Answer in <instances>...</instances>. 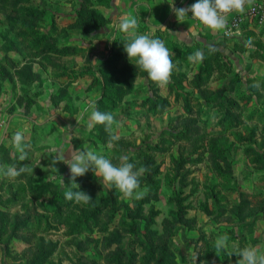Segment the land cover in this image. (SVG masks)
<instances>
[{"label":"rangeland","instance_id":"374dc122","mask_svg":"<svg viewBox=\"0 0 264 264\" xmlns=\"http://www.w3.org/2000/svg\"><path fill=\"white\" fill-rule=\"evenodd\" d=\"M114 6L0 0V103L11 98L8 110L43 121L21 131L28 160H18L13 135L0 143V165L33 169L0 179V264H192L194 255L196 264H237L233 245L264 249V18L228 34L204 26V37L186 38L139 23V34L174 53L170 82L157 87L127 58ZM197 50L204 59L189 61ZM91 100L114 115L118 141L103 125L87 127L91 110L80 119ZM84 148L147 168L140 183L149 192L125 200L89 170L77 183L88 205L101 208L97 225L69 233L85 205L64 197L67 164L57 162L54 177L45 167L56 151L70 159ZM225 234L228 250L217 255L214 242Z\"/></svg>","mask_w":264,"mask_h":264},{"label":"clouds","instance_id":"9594fccd","mask_svg":"<svg viewBox=\"0 0 264 264\" xmlns=\"http://www.w3.org/2000/svg\"><path fill=\"white\" fill-rule=\"evenodd\" d=\"M253 0H196L188 7H175L173 0L170 4L172 11L177 17V21L183 23L191 12V18L198 20L203 26L215 31H223L227 27V16L229 13L236 12L243 14L246 6ZM139 21L133 15H125L114 25L119 33H122L125 42L124 50L127 58L133 62L141 72L147 73V78L154 82L157 87H166L174 72L175 64L172 60L174 53L166 47L164 41L159 38H153L150 34H139ZM115 40V39H113ZM217 49L209 45V52L213 53ZM189 61H202L204 54L197 50L189 55ZM253 88L260 89L259 82L251 85ZM91 110L90 122L87 127L91 130L95 125H103L106 132L110 134V142L118 141L120 137L112 132L115 117L111 112H102L97 107V101L91 100L87 107L80 114L83 119L84 114ZM78 121V119L76 118ZM79 122V121H78ZM11 144L18 152L20 162L29 159L30 145L26 142L22 132L17 131L11 137ZM63 161L70 170L68 185L64 180L62 183L67 186L64 197L68 201H74L76 204L88 205L91 196L80 189L77 183V177H82L91 170L101 183L108 188H115L122 194L125 200H141L149 192L147 186L141 188L140 177L148 171L145 167L137 168L134 163L129 162L127 156L120 157L119 165L113 164L110 159L96 151L84 148L73 151L70 159H66L62 152L56 151L50 164L45 167V171H50L54 177L58 169L55 167L57 162ZM39 164V163H38ZM27 165H0V179L7 178L15 180L21 175L32 172ZM49 175V176H50ZM229 236L227 234L218 236L214 242V249L217 255L228 250ZM235 253L240 259L237 264H264V249L256 246H245L239 248L232 246V251L228 252L231 256ZM197 255L192 257V264H196Z\"/></svg>","mask_w":264,"mask_h":264},{"label":"crops","instance_id":"0c3cea01","mask_svg":"<svg viewBox=\"0 0 264 264\" xmlns=\"http://www.w3.org/2000/svg\"><path fill=\"white\" fill-rule=\"evenodd\" d=\"M113 2L115 6L112 11H114L116 23L121 17L130 14L135 16L139 23H144L153 29H166L178 38L204 37L203 34L201 35L204 26L198 20L191 18V12L188 13L189 17L183 23L177 21V17L169 4L172 0H113ZM195 2L196 0H173L174 6L177 8L188 7ZM112 23L114 22H108L109 25ZM212 32L219 31L212 30ZM8 100L0 103V143L7 142L15 132L29 128L31 120L36 124L38 123L39 126H43V121L33 119L29 114L30 111L25 112L21 107L15 111L8 110V104L13 102L11 98ZM1 106L4 107L1 108ZM77 122L75 119L69 128L74 129L73 127L77 126Z\"/></svg>","mask_w":264,"mask_h":264},{"label":"trees","instance_id":"16d2710c","mask_svg":"<svg viewBox=\"0 0 264 264\" xmlns=\"http://www.w3.org/2000/svg\"><path fill=\"white\" fill-rule=\"evenodd\" d=\"M23 1V0H21ZM27 11L30 12V14L32 16L37 15L36 12V8L35 7H26ZM37 30V29H36ZM62 48L58 47V48H54L53 52H61ZM100 85L102 88V91L105 89L106 87V83L105 81L102 79L100 81ZM0 146H2L0 144ZM113 208L115 210H117L118 208L113 206ZM80 210H82L81 213H84L80 218H75L74 221H69L68 222V232L69 233H76L77 232V228H84V230H88V231H92V226L93 225H97V215L100 212L101 208L99 207V205H85L83 206ZM177 215H179L178 213H176ZM150 221H152V219H150ZM136 221L134 220L133 222L130 223V230L133 229V226L135 225ZM154 245L151 244V247H153Z\"/></svg>","mask_w":264,"mask_h":264},{"label":"built area","instance_id":"2783aa9c","mask_svg":"<svg viewBox=\"0 0 264 264\" xmlns=\"http://www.w3.org/2000/svg\"><path fill=\"white\" fill-rule=\"evenodd\" d=\"M264 18V0H253L250 5L246 6L243 14L236 12L229 13L227 16V27L222 32L228 34L236 29L243 21L247 19Z\"/></svg>","mask_w":264,"mask_h":264}]
</instances>
